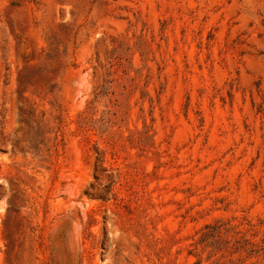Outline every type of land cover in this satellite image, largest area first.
<instances>
[{
    "label": "rangeland",
    "instance_id": "1",
    "mask_svg": "<svg viewBox=\"0 0 264 264\" xmlns=\"http://www.w3.org/2000/svg\"><path fill=\"white\" fill-rule=\"evenodd\" d=\"M0 264H264V0H0Z\"/></svg>",
    "mask_w": 264,
    "mask_h": 264
}]
</instances>
